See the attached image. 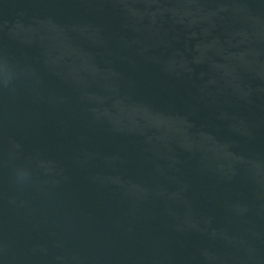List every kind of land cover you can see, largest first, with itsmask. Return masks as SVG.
<instances>
[{
	"label": "water",
	"instance_id": "1",
	"mask_svg": "<svg viewBox=\"0 0 264 264\" xmlns=\"http://www.w3.org/2000/svg\"><path fill=\"white\" fill-rule=\"evenodd\" d=\"M0 264H264V0H0Z\"/></svg>",
	"mask_w": 264,
	"mask_h": 264
},
{
	"label": "clouds",
	"instance_id": "2",
	"mask_svg": "<svg viewBox=\"0 0 264 264\" xmlns=\"http://www.w3.org/2000/svg\"><path fill=\"white\" fill-rule=\"evenodd\" d=\"M27 173L21 171L20 173H18V176L20 179H24L26 177Z\"/></svg>",
	"mask_w": 264,
	"mask_h": 264
}]
</instances>
